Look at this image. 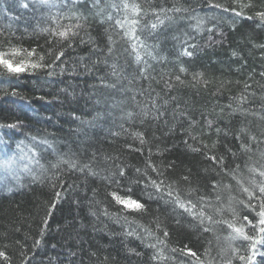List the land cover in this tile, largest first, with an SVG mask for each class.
I'll return each instance as SVG.
<instances>
[{"label":"trees","instance_id":"obj_1","mask_svg":"<svg viewBox=\"0 0 264 264\" xmlns=\"http://www.w3.org/2000/svg\"><path fill=\"white\" fill-rule=\"evenodd\" d=\"M175 2L176 0H154L158 7L163 4L170 8ZM213 2L225 4L229 8L234 6L233 0ZM241 2L246 3L247 0ZM57 3L60 6L52 9L40 6L33 9L31 5L24 9L21 7V0H0L2 45L10 41L13 45L37 47L38 51H44L53 45L48 43L50 38L47 34L36 31V25L54 26L52 21L47 20L49 13L58 14L62 25L77 23L75 19L64 18L72 12L88 17L86 21H79L84 28L61 58L65 69L63 74H60L57 67L53 76H48L43 70L19 77L0 76V124L19 121L24 125L19 129L0 128V143L8 142L9 155L17 151L16 144L20 141L32 145L39 154L40 164L44 166L40 168L38 165H31L33 172L41 176L42 180L34 181L32 176L21 172L22 186H18L9 177L8 186L0 187V250L8 253L11 264H22L25 260L27 264H178L180 254L170 250L187 244L201 254V259H204V248L210 247L215 264H223V260L232 256L230 250L227 253L221 251L227 247L224 237L228 235V230L225 227H216L214 234L201 233L199 228L193 227L190 217L182 215L180 224H175L174 217L180 214L174 213L173 206L165 204L151 189L148 192L153 199L149 202L147 213H124L120 206L107 197L106 192L110 189L106 188V182L99 176H90L87 171L81 173L71 170L66 164L53 169L52 164L56 163L58 155H64L65 159L78 160L80 164L91 161L95 170L104 169L102 175H107L108 170L113 169L117 163L143 168L148 156L147 148L151 147L154 153L151 160L158 166L176 161L174 170L166 173V183L178 181V185L174 187H179L182 198H189L185 195L188 184L179 178L181 175H188L186 168H191L192 186L202 190L197 195H211L209 181L222 179V183H231L232 194L237 199H242L243 196L231 176L221 173L220 178L216 177L212 171L214 165L210 161L204 160L199 154L188 152L183 143L187 136L181 129L190 130L193 135L199 134L200 139L209 146L213 141L219 140L217 149L213 151L218 156H225L229 170L236 163L240 164L241 167L235 174L245 180L246 184L251 174L244 166L245 163L264 166V158L259 155L260 151H264V144L252 154L251 160H248V154H239L234 162L227 151V148H231L238 152L235 137L241 127H246L258 139L264 138L261 136L264 131V119H261L264 117V75H261L264 73V48L258 47L264 45V25L258 26L259 21L246 18L259 10L264 0H254L256 7L245 9L244 17L215 12L208 8L205 0H181L190 9L189 13L182 15L204 17L205 29L212 28L213 24L216 28L211 33L207 30L198 33L191 27L195 21L186 19L166 32L162 30L160 47L154 50L157 59L144 57L151 65L147 71V79L142 78L140 73L143 65L136 64L130 48L127 52L124 51L128 48L127 43L120 41L111 28L109 32L113 39L118 40L117 55L106 57L107 40L104 29L108 25L98 22L95 12L99 9H91L92 0H57ZM100 6L104 8L105 14L113 11L107 6L106 0H101ZM213 16H216V20L211 19ZM85 29L95 41L94 45L80 43V38L88 39ZM184 33L192 37L189 43L197 45L193 57H179L180 43L171 39L173 34L181 40L185 39ZM55 48L59 51V46ZM234 50L240 55L233 56ZM54 55L55 52L53 56H46V60L50 61ZM106 58L107 64L103 63ZM177 59L188 69L186 74L179 73ZM113 63L118 65L116 71L119 73V80L112 75ZM198 71L204 72L205 79L210 81L206 88L202 85L189 86L192 74ZM176 75H181L184 85L175 81ZM166 81L172 83L171 89L165 87ZM107 84H116V88L105 87ZM246 84L250 86L247 90ZM13 91L19 95H11ZM240 96H247V101L240 105L247 110L244 114L232 111L238 105V101L233 98ZM133 97L140 105L149 106L150 115L143 125L139 123V117L134 122L120 119L123 112L140 111V107L133 103ZM153 100L158 106V113H163L159 121L151 119ZM165 101L168 103L165 104ZM230 104L232 108L228 107ZM97 113L105 115L92 126L81 123L92 121ZM184 113L187 115H182ZM74 116L80 117V120L74 119ZM189 118L198 122L195 127L189 128ZM208 119L213 121V129L219 127L227 130L228 136L221 133L218 137L214 130L210 135H205V121ZM121 123L124 129H129L128 132L118 127ZM109 129L120 132L121 135L113 136ZM135 131L144 132L148 141L143 155L125 147L129 144L133 148L140 147L139 141L131 135ZM31 136H35L37 140L33 142ZM241 138L247 142L243 135ZM44 139L51 142L55 152L39 144ZM188 142L193 143L190 139ZM157 146L161 151L166 148L171 151H164L163 156L156 155ZM93 151L96 152L95 161H92ZM104 155L119 156L120 159L105 161ZM204 169L208 170L207 173ZM216 171L219 172V169ZM149 175L156 178L150 169ZM53 183L57 186L55 190L61 192V199L56 202L55 208H50L54 197L51 187ZM132 191L134 198L140 199L143 196L147 199L140 187L133 186ZM164 198L167 199L166 196ZM191 198L195 202V196ZM212 199L214 201V197ZM96 201L101 203L97 204ZM233 206L243 214L241 206ZM102 207H106L111 213L127 215L128 222L121 220L117 224L114 219L102 214ZM90 211H95L97 215L92 216ZM205 211L213 215L212 209L205 208ZM224 216L231 219L227 211ZM46 217L48 224L41 238L40 229ZM157 222L161 224V229L156 228ZM139 225L151 229L160 239H165L163 229L168 230L166 246L161 247L164 255L170 259H151L154 250L146 248L144 244L155 243V238H146L141 243L135 236L125 234L135 230L144 237V230ZM249 234L254 233L249 231ZM37 240L40 241V246L33 247ZM208 241H211L210 245ZM246 243L235 241L233 246L240 248L241 254H246ZM22 251L25 253L23 257ZM173 256L176 257L175 260L171 259ZM0 264L6 262L0 259ZM184 264H188V258H184ZM234 264L240 262L237 260Z\"/></svg>","mask_w":264,"mask_h":264},{"label":"snow or ice","instance_id":"obj_2","mask_svg":"<svg viewBox=\"0 0 264 264\" xmlns=\"http://www.w3.org/2000/svg\"><path fill=\"white\" fill-rule=\"evenodd\" d=\"M107 6L110 7L113 11L105 14L104 8L100 6L101 0H92L90 5L91 9H99L95 12L96 17H98V22L101 25H108L104 29L107 48H106V57H112L117 55V43L118 40L113 39V35L109 32V28L115 30L120 41L127 43L128 48H125L124 51L127 52L129 48L131 49V54L135 57V62L137 65H143L140 69L142 78L147 79L148 68L151 67L147 63V60L144 59L145 56L150 57L153 60L157 59L155 55L156 49L160 47V41L162 36V30L168 31L172 28L173 25L177 24L179 21L186 19L194 20L195 24L191 25L198 33L207 30L211 33L216 25L213 24L212 28L205 29L206 20L204 17L199 16H185L190 12V9L181 3V0H176L173 3L172 7H166L161 4L159 7L154 3V0H106ZM208 8L223 14H234L236 17H244L245 9L255 8L256 5L254 0H247L246 3H242L241 0H233L234 6L229 8L225 4L214 3L213 0H205ZM36 9L37 6L46 7L48 9L57 8L60 5L57 3V0H21V7L28 9L29 7ZM146 5V6H145ZM239 9V10H237ZM114 13V14H113ZM65 19L72 20L75 19L77 23L62 25L58 19V14H51L47 16V20L52 21V25L41 27L39 23L36 25V31L40 33H45L50 38L48 43L52 44L53 47H48L44 51H38L37 47L24 48L19 45H13L10 41L6 45L0 44V76H13L19 77L24 74H34L37 71H45L48 76H53L56 74V68L59 67L60 74H63L65 71L63 62L61 58L65 55L67 48L72 47V42L75 40L80 33V30L84 28V25L79 21L88 19L87 16H84L79 12H72L70 16L64 17ZM248 20L259 21V25H264V3L260 6L259 10L254 11L252 15L246 17ZM216 20V16L211 18ZM85 33L88 36V39L85 40L80 38V43H89L95 44V41L91 35L85 29ZM0 34L2 30H0ZM185 39H182L173 34L171 39L179 41L180 50L179 57H193L197 45L194 43H189V40L192 37H188L187 33H184ZM211 39V36H209ZM55 46H59V51H56ZM258 47L264 48V45H258ZM191 49V50H190ZM96 50L95 48L93 49ZM54 58L46 60V56H53ZM143 53V54H142ZM233 56H238L240 53L238 51L232 52ZM58 62H60L58 64ZM100 61H97L99 63ZM107 58L103 63L107 64ZM176 63L179 65L178 71L181 74H186L188 69L180 63L177 59ZM117 64L113 63L111 65L112 75L119 80V73L116 71ZM264 75V73H261ZM192 83L189 86L202 85L205 88L210 83L209 80L205 79L204 72H194L191 77ZM175 81L179 82L181 85L185 84V81L181 79V75L175 76ZM105 87L116 88V84H107ZM165 87L171 89L173 87L172 83L165 82ZM250 86L245 85L247 90ZM11 95H19L17 92L13 91ZM143 95V93H141ZM255 95V93H252ZM133 103L140 107L138 113L133 111L123 112L120 116V119L134 122L135 118L139 117V123L143 125L145 121L149 118L150 111L147 104L140 105L139 101L135 100V97L132 98ZM175 99V98H173ZM238 101L237 108L232 109L233 112L240 111L242 114L246 113L247 110L240 107L241 104L247 101V96H240L233 98ZM165 104L168 101L164 102ZM115 107V105H113ZM152 114L151 119L159 121L163 113H158V106L155 103V100L152 102ZM229 108H232V105H228ZM223 112V109H221ZM158 113V114H157ZM104 113H97L93 117L92 121H81L83 124L92 126L95 121L103 117ZM186 116L187 114H182ZM74 119L80 120V117L74 116ZM264 119V117H261ZM198 122L191 120L189 118V128L195 127ZM167 124V121H165ZM24 127V125L17 121L12 124H0V128L8 129H19ZM118 127L123 129L124 132H128L129 129H124L123 123L119 124ZM174 128V125H173ZM215 131L219 137L221 133L225 137L228 136L227 130L216 127L213 129V121L208 119L205 121V135H210L211 131ZM111 135L120 136V132H115L109 129ZM171 132L172 129H169ZM182 132L186 133L187 138L183 140V143L186 146V149L190 153L199 154L204 160L210 161L214 167L212 168L213 173L216 177L220 178L221 173L224 176H231L235 180L236 185L238 186L239 193L243 196L242 199H237L235 195L232 194L233 185L231 183H222V179H211L209 181V187L211 190V195H197L198 191H202L198 187L192 186L191 180V168H186L188 175H181L180 180L188 184L187 189L185 190V195L189 198L184 199L180 195L179 187H174L178 185V181L173 180L166 183V173L174 170L176 167V161L172 160L165 166L161 163L159 166L152 162L151 157L154 154L151 147L147 148L148 156L145 158V166L143 168L136 167L135 165L121 164L117 163L113 169L108 170L107 175H102L104 169L99 171L95 170L92 167V162L80 164L78 160L74 159H65L64 155H58L56 163L52 164L53 169H57L61 164L68 165L69 169L76 170L81 173L87 171L88 175L96 177L99 176L103 181L106 182V188L110 189L106 192L107 197L111 198L115 205L121 207V211L124 213H139L145 214L148 212L149 202L153 199L152 195L148 192L149 189L154 190L157 194V197L164 200L165 204H171L173 206V212L179 213L180 215L174 217L175 224H180V216L190 217L193 221V227L199 228L201 233H212L214 234L216 227L223 226L228 230V235L224 237V240L227 243V247L221 251L227 253L229 250L232 252V256L226 260H223V264H234L235 261H239L240 264H264V166L257 167L254 164L249 165L245 163V167L248 172L251 174V178L245 183V180L240 179L236 176V171L241 167L240 164L236 163L235 167L232 170H229L226 167V158L224 155H217L213 150L217 149L219 140L212 142L211 146L208 143L201 140L199 134L193 135L190 130L181 129ZM133 139L139 141L140 147L133 148L131 144L126 145L125 147L131 149L132 151L139 152L143 155L145 151V146L148 144V141L145 138L144 132L135 131L131 132ZM244 136L247 140L242 139L241 136ZM261 136L264 137V131L261 132ZM30 139L35 142L37 138L31 136ZM189 139L193 143H189ZM235 139L238 142V152L232 151L231 148H227L229 155L232 157L235 162L239 154H248V160L252 159V154L255 153L261 144H264V138L258 139L255 134H251L246 127H241L239 132L236 134ZM40 145L47 146V149L55 152L56 150L52 147L50 141L44 139L39 141ZM255 146V147H254ZM226 147V146H225ZM27 148V151H25ZM17 151L9 155L10 146L8 142L0 143V187H7V180L11 177L18 186L21 185V172L32 176L34 181L42 180L41 176L36 175L33 172L31 165H38L40 168L44 166L40 164L39 154L36 152V148L32 145H26L24 141H20L16 144ZM164 151H171L170 148H166L163 151L160 150L157 146L156 155L163 156ZM259 155L264 158V151H260ZM96 159V152H92V161ZM103 159L105 161L110 160H119V156H108L104 155ZM26 161V162H25ZM219 169V172L216 169ZM149 169L156 176L154 179L152 175H149ZM207 173V169L203 170ZM257 176L259 179H257ZM135 177V178H133ZM53 179H58V177H53ZM133 186H138L142 191L147 195L145 200L143 196L140 199L134 198L133 196ZM51 187L54 190L53 203L50 205V208L56 207V202L61 199V192L56 191V184H52ZM63 187V184H61ZM10 190V189H9ZM95 189L93 190L95 194ZM161 193L164 195L162 196ZM226 193V195H225ZM167 197L165 199L164 197ZM195 196V202L191 197ZM214 197V201L212 199ZM97 204H100V201H96ZM219 204V207L215 205ZM238 204L243 209V214L237 212L236 208L233 206ZM205 208L213 210V215H209ZM102 214L106 217L114 219V221L119 224L121 220L128 222L127 215H119L118 213H111L106 207H102ZM230 214L231 219L225 218L224 214ZM92 216H96L95 211H90ZM50 215V212H49ZM214 216L216 218H214ZM138 223V222H137ZM48 219L47 217L42 221V227L40 229V236L43 238L45 229L47 228ZM143 228L145 236L141 237L135 230L128 231L125 234L127 236H135L136 239L141 240V243H144L146 238H155V243H145L146 248L153 249L152 260L164 261L170 259L164 255L163 247L166 246V239L169 237V232L165 228L163 229V236L165 239H160V237L155 236V233L148 228H144L143 225H139ZM156 228L161 229V224L156 223ZM249 231H252L254 234H249ZM219 237H217V240ZM235 241L247 242L244 248L246 254H241V249L234 247L233 243ZM208 244H211V241H208ZM40 241L37 240L33 247H39ZM130 251H135L130 249ZM173 253H179L181 260L178 264H184V258H188V264H215V257L211 255V248L205 247L203 250V257L201 259V254H198L197 251H194L193 248L185 244L181 248H172L170 250ZM140 255V253H136ZM25 253L22 251L21 256L23 257ZM75 255V253H72ZM95 255V253H93ZM0 259L6 262V264H11V258L8 253L0 250ZM171 259L175 260L176 257L173 256ZM22 264H27V260L23 261Z\"/></svg>","mask_w":264,"mask_h":264}]
</instances>
